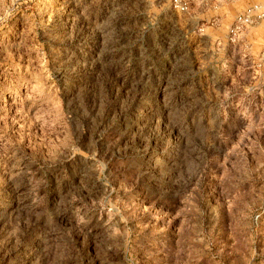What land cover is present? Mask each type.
<instances>
[{
  "label": "rangeland",
  "instance_id": "1",
  "mask_svg": "<svg viewBox=\"0 0 264 264\" xmlns=\"http://www.w3.org/2000/svg\"><path fill=\"white\" fill-rule=\"evenodd\" d=\"M183 1L0 0V264H264L262 22Z\"/></svg>",
  "mask_w": 264,
  "mask_h": 264
},
{
  "label": "crops",
  "instance_id": "2",
  "mask_svg": "<svg viewBox=\"0 0 264 264\" xmlns=\"http://www.w3.org/2000/svg\"><path fill=\"white\" fill-rule=\"evenodd\" d=\"M206 0H203V4ZM259 5L261 9L264 10V0H223L220 4L214 6L215 13H219L220 16H217V20L225 21L229 19L235 12H238L240 9H245L247 6ZM264 14V13H263ZM259 27L261 32H252L248 31L243 33L242 37L245 41V45L254 49L258 42L264 44V16L261 19Z\"/></svg>",
  "mask_w": 264,
  "mask_h": 264
},
{
  "label": "built area",
  "instance_id": "3",
  "mask_svg": "<svg viewBox=\"0 0 264 264\" xmlns=\"http://www.w3.org/2000/svg\"><path fill=\"white\" fill-rule=\"evenodd\" d=\"M176 8L187 10V4L183 0H174ZM264 16L259 5L250 6L246 11L237 14L229 29V37L231 41H236L241 32L249 25L262 19Z\"/></svg>",
  "mask_w": 264,
  "mask_h": 264
}]
</instances>
